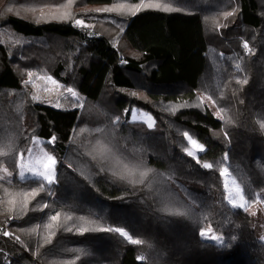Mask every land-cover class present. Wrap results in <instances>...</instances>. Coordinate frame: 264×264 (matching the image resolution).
Here are the masks:
<instances>
[{"label":"trees","instance_id":"16d2710c","mask_svg":"<svg viewBox=\"0 0 264 264\" xmlns=\"http://www.w3.org/2000/svg\"><path fill=\"white\" fill-rule=\"evenodd\" d=\"M37 136L51 185L17 179ZM1 171L0 264H264V0H0Z\"/></svg>","mask_w":264,"mask_h":264},{"label":"snow or ice","instance_id":"6c2138e0","mask_svg":"<svg viewBox=\"0 0 264 264\" xmlns=\"http://www.w3.org/2000/svg\"><path fill=\"white\" fill-rule=\"evenodd\" d=\"M142 8H155V9H159V10H162V11H165V12L174 11V9H171V8H169L167 6H162L159 3H156V4H152V3L143 4L142 3L140 5H135L132 8L127 9V11L131 12V14L134 15L137 12H139ZM125 10H126L125 7L123 5H121V6L110 8V9H103L102 11H105V12H123ZM75 25L78 26V27H89L88 25H85L83 20H76L75 21ZM243 47L247 49L248 48V44L245 43L243 45ZM28 75H29V77H31L32 73H28ZM49 79H51V78L49 77ZM52 83L55 84L56 82L53 80ZM245 83H246V81H245ZM67 92L70 93L73 97H75L77 95V93L72 88H68ZM37 99H39V97H37ZM56 106L59 107V104H57ZM135 118L136 117L133 116V119H135ZM148 127L149 128L152 127L151 123L148 124ZM185 136L188 137V141L192 145V149H193V150H187L186 154L189 157H194L196 155V150H201L202 151L204 146L201 145V144H198L196 142V140L192 139L191 136H188L187 133H185ZM55 139L56 138L53 136L50 140L46 141V143L54 144ZM37 143H39V142H37ZM29 152H30V150H29ZM56 165H57V160L55 159L54 156H46L45 162H43L42 165H41L43 167L44 171H40L39 167L25 166L23 163H19L17 166L19 168V176L21 178H23L25 176V173H31V174H33L35 176L42 177L45 181H47L48 184L51 185V184H53L56 181V173H55V166ZM66 167L71 169V165H67ZM203 168L211 169L212 165L211 164H204ZM227 171H228L227 169H224V173L223 174H226ZM237 192H239V189H237ZM240 199L243 200V197L241 196ZM230 201L233 204V206L239 207L241 209H244V204H242V203L238 204L237 201L235 199H233L232 197H230ZM51 219L53 221H55V220H57V216L54 215V216L51 217ZM104 231L114 232V233L120 234L121 236L128 237L129 240H131V242L133 244H140L141 243L140 240H132L131 237L129 236V234L127 232H125L123 228H120V227L109 228V229H105ZM3 235L4 236H9L11 234L9 232L5 231V232H3ZM199 235H200L201 238H203L205 240H209L210 239L212 241L217 242L218 245H223V243H224L223 239L221 237L209 236L205 231H200ZM16 239L18 240V238H16Z\"/></svg>","mask_w":264,"mask_h":264},{"label":"rangeland","instance_id":"374dc122","mask_svg":"<svg viewBox=\"0 0 264 264\" xmlns=\"http://www.w3.org/2000/svg\"><path fill=\"white\" fill-rule=\"evenodd\" d=\"M42 80L43 79L39 75L37 76L36 74H33L31 75V77H28V81L30 83L32 82L34 86L40 85V82ZM133 116H135L136 118L133 119ZM131 119L141 120V121L146 122L147 124L151 123L152 126L155 124V118L153 117V115L150 112L142 108H139V107L133 108ZM188 136H191V135H188ZM192 139L196 140L198 144H201L198 139L194 137H192ZM43 141H44L43 137H40V136L35 137L30 147L27 149V151L24 154H21L19 163H23L25 166L39 167L40 171H44L43 167L41 166L42 163L45 162L46 156H53V155L49 151L46 150V148L43 145ZM189 150H193L191 144H190ZM199 152L200 150H196L195 156H197ZM224 169L228 170V168H224ZM223 173H224V170H223ZM10 174L11 173L8 171H1L0 173V175L3 177H11ZM28 177H35V175L31 173H25V176L21 178L19 176V171H18L17 179L25 180ZM36 177H40V176H36ZM224 185H225V189H226V193H227V197L229 201H230V197H232L233 199L237 201L238 204L242 203L244 204V207L250 208V212L252 213L253 217L262 216V208L259 205V203L249 205L248 200L243 193L242 186L237 181V179L229 172V170L227 171L226 174H224ZM237 189H239V192H237ZM260 194H264V192H260ZM241 196L243 197V200L240 199ZM205 232L209 236H216L213 234L211 230H206Z\"/></svg>","mask_w":264,"mask_h":264}]
</instances>
